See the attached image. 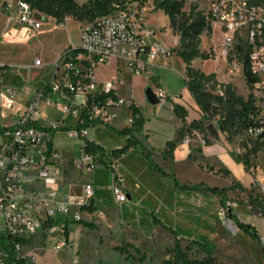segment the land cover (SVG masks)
I'll list each match as a JSON object with an SVG mask.
<instances>
[{
	"label": "built area",
	"instance_id": "2783aa9c",
	"mask_svg": "<svg viewBox=\"0 0 264 264\" xmlns=\"http://www.w3.org/2000/svg\"><path fill=\"white\" fill-rule=\"evenodd\" d=\"M117 7L111 14L82 23L79 46L70 47L60 57L61 73L36 90L17 120L0 131V233L8 238L0 244V264H45L37 252L39 247L33 244L41 242L43 249L54 252L66 250L75 236L72 225L82 222L85 212L105 216V210L92 203V183L84 185L81 196L61 189L68 160L66 151L55 143V133L68 126V135L83 142L94 121L108 122L113 118L114 106H140L134 97L117 95L121 78L105 81L98 92L99 66L117 58L126 61L130 70L139 75L146 71L150 58L173 54L165 43H145L144 38L151 36L153 30L138 8ZM0 10L7 15L9 24H21L31 32L41 29L44 19L53 18L25 0H0ZM206 15L205 32L212 37V51L225 59L221 73L229 69L231 75H242L245 80L244 98L251 105L242 117L245 125L241 132L253 142L237 145L234 150L244 159L249 155L248 170L255 173L251 164L257 151L249 150H264V4L252 0H210ZM70 18L66 15L59 21L54 19L64 27ZM75 49H79L78 54L66 60ZM35 64H41V59L36 58ZM225 84L218 88V93L224 94ZM23 90L27 92L29 88L25 86ZM153 90L160 98L159 104L169 97L162 87ZM18 94V88L5 87L0 81V111L3 107L14 108ZM103 94L107 95L105 100L100 97ZM42 104L47 106L45 111L58 110L73 116V121L66 125L63 118L56 117L50 124H43L39 118ZM86 122L89 125L78 127ZM133 122V116L129 117L128 124ZM214 124L220 132L217 122ZM202 143L207 144L205 138ZM83 144L74 158V168L80 172L100 164L97 155L85 151ZM113 193L118 204L128 200L119 175L114 178ZM232 207L230 202L220 205L218 212L236 231L238 227L228 215ZM261 240L263 243L262 236Z\"/></svg>",
	"mask_w": 264,
	"mask_h": 264
},
{
	"label": "crops",
	"instance_id": "0c3cea01",
	"mask_svg": "<svg viewBox=\"0 0 264 264\" xmlns=\"http://www.w3.org/2000/svg\"><path fill=\"white\" fill-rule=\"evenodd\" d=\"M141 11L153 33L161 28L157 26L156 20L159 15L165 13L164 10L146 7L141 8ZM81 25L82 23L73 17L68 20L64 27L58 26L54 18H47L44 19L41 29L31 32L26 26L21 24H9L7 15L0 10V81L3 82L5 87L13 86L18 88L19 94L17 97L20 95L25 96L24 105H26L36 90L44 87L53 77L61 73L62 60L60 57L70 47L79 46ZM164 28L168 29L172 34L173 40L171 42L159 35L156 39L153 36L145 37V43L161 42L171 48H176L179 44L180 36L170 26L169 17ZM174 54L177 55L176 53ZM174 54L167 58H150L147 61L145 76H142V74L136 75L130 70L122 69L121 59L117 58H113L109 64L101 65L97 68L98 92L102 91L105 81L118 77L122 79V82L117 85V95L127 98L134 97L140 102L138 108L143 119L141 129H136V125L128 124V118L133 116V108L125 105L113 107L114 116L110 119V125L118 129L133 126L136 129L134 135L152 151L154 160L163 166L167 172L174 174L181 183L192 185L205 182L209 184L207 181L208 177L212 175L221 177L220 174L222 172L231 182H249L251 178L248 179L239 175L236 162L230 156L231 147L226 140L219 139L220 141H225L230 152L222 149V146H216L213 142L214 138L210 135H208V138L212 141L207 144L202 143L204 133L192 123L200 121L204 113L185 83L186 63L178 55L175 58ZM29 57L30 61L27 62L26 59ZM36 58L41 59V64H35ZM198 59L202 60L201 57L195 58L192 62L194 67L201 69L207 74L214 73L218 79L221 78L226 82H230L231 73H221L225 66L224 58L218 57L215 59L216 67H212L211 71H206L203 64V66L196 65ZM163 61L166 63L163 64ZM27 63L31 66L36 65L47 72L48 75L41 86H37V84L31 86L29 82H25L26 78L18 75V72ZM104 71H110V78L99 75V73ZM15 76H18V78L12 79ZM180 78L179 91L175 92L177 87L174 84L179 83ZM150 85L164 88L169 94L167 100L161 104L151 105L147 101L145 94L141 96L138 91L141 87L146 90ZM25 86L29 88V91L23 90ZM175 104L181 106L179 112L180 114L184 112V119L176 112ZM124 106L129 109L127 117L124 121H116L115 112L122 110ZM1 113L2 111H0V116ZM16 120L17 117L14 118L12 123ZM0 124L8 125L9 123L0 122ZM91 130L97 133L98 139L95 137L91 138L89 135L88 138L105 147L107 153L105 158L112 160L117 174L123 178L124 190L128 194V200L121 204L116 202L113 193L115 172L103 164L96 166L94 170L98 173L99 171H107L110 174V179L103 181L97 175L94 177L93 182L86 181L84 185L88 182L93 184L94 195L92 203L95 207L105 210V216L85 212L83 222L72 225L75 231L72 246L64 251L75 255V257L77 256L78 258L77 260L75 258V262L79 263L81 261V264H111L104 257L107 250L113 249L114 253L120 255L122 264H128L125 254L117 250L116 247L123 245L124 237L129 241V237L134 232L145 237H152L159 229H164L162 225L154 222V211H156L155 215L163 224L176 230L178 237L184 240H198L216 252L221 246H228L233 235L245 234L249 240H254L242 229L238 228L234 232L226 224L225 218L218 212L221 202L220 196L206 191L177 188L174 179L163 176L158 172L146 158L140 147H131L121 156L113 157L112 151L124 146L130 137L129 134H118L102 123L92 127ZM104 142H107L108 145H105ZM82 143L78 145V148L75 146L76 144H57L59 148L66 151L68 164L70 157L77 155ZM170 148H172V151L168 153ZM243 166L248 172L244 163ZM72 172L73 175L68 177L69 180L65 186L60 184L61 189L74 196H81L84 185L80 186L79 182L83 178V172L78 171L76 173L74 167ZM227 185L224 184L223 187ZM148 199L151 204H149L147 209L149 214H151L153 225L155 224L156 227L154 231L146 234L138 225L134 224L137 221L139 222V211L141 207H145ZM153 206L155 210H153ZM115 210H117V215L116 221L113 223L110 217H114ZM239 218L241 219V217ZM129 226H132L130 236L127 237L126 233H124L123 237L110 244V237L114 238L113 236L118 235L117 229L121 228L124 230ZM104 227L109 228L110 234L104 233ZM38 244L37 252L40 259L45 264H52L43 260V252L47 251V249L42 248L43 244L41 242ZM134 245L137 246L136 244Z\"/></svg>",
	"mask_w": 264,
	"mask_h": 264
},
{
	"label": "rangeland",
	"instance_id": "374dc122",
	"mask_svg": "<svg viewBox=\"0 0 264 264\" xmlns=\"http://www.w3.org/2000/svg\"><path fill=\"white\" fill-rule=\"evenodd\" d=\"M77 1L85 2L87 0H77ZM209 3L210 0H188L185 5V9L189 10L191 4H197L198 9L207 10L209 8ZM153 6L154 5L152 1H147L141 4L140 0H127L120 7L138 8L141 11V8H146V7L154 8ZM156 21H157V26H160L161 28L155 31L151 36H153V38L156 39L157 36L160 35L163 36L164 39H166L168 42H171L173 40V36L170 33V31H168V29L164 28V26L167 24L168 16L165 13H162L161 15L158 16V19ZM200 47L201 50L205 51L206 54L208 53V55L207 57L202 58V60L198 59L196 61V65H200V66L204 65L206 71H211L212 67H216L215 59H217L218 57L212 51V37L210 36V34L206 33L205 31L201 34ZM172 49H173V54L176 53L174 51V48ZM174 57L177 58L178 56L174 54ZM26 61L29 62L30 57L27 58ZM164 63L166 62L163 61V64ZM121 65H122L121 66L122 69L130 70L126 61L121 60ZM225 71L226 73H230L229 69H226ZM145 74L146 72H143L142 76H145ZM18 75H20L23 78H26L25 82H29V85L31 86L33 84H37V86L38 85L41 86L42 82L46 79L48 74L44 69L39 68L36 65L31 66L30 64L27 63V65L18 72ZM99 75L106 78H110V71L101 72L99 73ZM210 75H212L213 78L206 84L207 89H211L213 87L221 88L226 83L223 79L221 78L218 79L217 77H215L214 73H211ZM17 78L18 76L12 77V79H17ZM180 83H181V78L179 79V83L177 82V84H174L175 87H177L175 92L179 91L178 85H180ZM226 84H230L232 88L237 92V94L243 97L247 96V88L245 86V80L242 75L239 76L231 75L230 82H227ZM138 91L141 96L145 94V88L143 87L138 89ZM24 100H25V96L23 97V95H20L19 97H17V104L14 108L7 109L3 107L1 110L2 113L0 116V122L1 123L8 122L9 124H11L14 118L18 117V114L21 111V109L25 106ZM45 108H47L46 104H42L41 106L42 113L40 114L39 118L43 124H50L55 120L56 117L63 118L66 125L71 124V122L73 121V116L71 115L62 114L58 110H52V108H48V110L45 111L44 110ZM128 112L129 109L126 108L125 106L123 107L122 110L115 112L116 121L119 120L124 121L128 115ZM218 118H219V114L212 116L209 119L208 123L207 121H201V122H196L194 125L195 127L199 128L201 132L204 133L202 138H205L207 143H210L212 141L208 138L209 132L207 129V125L209 123H216V122L219 125ZM108 123L110 124V121H108ZM67 127L68 126H65L64 129L55 133L54 140L56 145L76 144L75 146H77L78 148V145L81 144L82 139L74 140L73 138H71L68 135ZM219 133H220V138L226 140L231 147L232 152L230 153V156L236 162L235 164L239 175L251 179L249 182H244V183H241L239 181L231 182V180L227 179V176H225L224 172H222V174H220L221 177H218L217 175H212L207 178V181L210 185L213 186L218 185L219 187H223L224 184H228L226 187L224 186L225 188H227L225 190L226 197L223 201L220 202V205H224L229 202L233 203L234 204V207H232L233 213L236 214L238 217H241L243 221L250 223L257 228V230L260 232V235L263 238V245H264V150L258 148L256 152V159L254 163L251 164L253 167H255V173H252L246 167L248 170L247 172L245 167L243 166V162L238 158L239 155L236 153L234 148L237 145H242V144L247 145L248 142H253V140L247 138L245 134L241 131H237L232 136L231 140L227 138V136L223 131H220ZM89 137L91 138L95 137L98 139L97 133H94V131L92 130L90 131ZM213 142L216 146L219 147L222 146L221 147L222 149H226L229 151L228 145L225 143V141L223 142L220 141L219 139L214 138ZM104 144L108 145L107 142H104ZM74 158L75 157H70L69 159V164L67 165V168L65 170L64 177L61 179L62 186L63 185L65 186V184L69 180L68 177L73 175L72 169L74 167ZM75 172L77 173L78 169H75ZM97 175H99V178L103 181L110 179V174L107 171H99L98 173L93 168L92 170H85L83 172V178L81 182H79V185L83 186L86 181L93 182L94 177H96ZM149 204H151V201H149L148 199L145 207L144 206L143 208L141 207V210L139 211V222L137 221L136 224H134V225H138L142 229V231H144L146 234L154 231L156 227L155 224L153 225L151 214H149V211L147 209V207H149ZM254 205H256L260 209L261 212L259 214H257L252 209ZM153 210H155L154 206H153ZM116 212L117 210H115L114 212L113 215L114 217L112 216L110 217V220L113 223H115L116 221V215H117ZM154 212L156 214V211ZM124 230L121 228L117 229L118 235L113 236L114 238L110 237V244L113 243V241L118 240L120 237H123L124 233H126L125 235L127 237L130 236L132 232V226H129ZM103 231L104 233L110 234L108 227H104ZM124 238L125 239L122 242L123 244L126 245L127 242L128 243L133 242L131 244L133 245L136 244L138 248L141 250L140 253H138L134 250L132 246L126 245L128 247V250L131 252L133 256L128 260V264H166L165 260L170 258L172 254L170 252V249L173 248L175 245V236H173V234L166 229H159L158 232H156L152 237H145L137 232H134L132 236L129 237L128 239L129 241L126 240V237ZM33 245H39V244H33ZM181 245L184 249L186 248L187 245L191 246V249H189L188 251V254L191 258L202 259L206 256L205 251L198 244L191 243L189 240H182ZM65 252L66 251L62 250L60 252L51 253L50 251L47 250L43 252L44 254L43 260L49 261L52 264H81V261L79 263L75 262V255ZM214 253L217 258V261L222 264H264V255H263L262 246L258 243L257 240H253V241L249 240L245 234L233 235L231 242L229 243L228 246L223 245L220 248H218L217 252L214 251ZM143 254H146V258L141 261L140 257ZM104 258L111 264H122V259L120 255L118 253H114L113 249L107 250Z\"/></svg>",
	"mask_w": 264,
	"mask_h": 264
},
{
	"label": "trees",
	"instance_id": "16d2710c",
	"mask_svg": "<svg viewBox=\"0 0 264 264\" xmlns=\"http://www.w3.org/2000/svg\"><path fill=\"white\" fill-rule=\"evenodd\" d=\"M31 4L35 9L40 10L48 16H51L58 21L63 19L64 16L69 15L74 19L79 20L81 23L92 21L98 17H102L108 14L113 13L118 9L117 5L124 4L127 0H87L85 2H79L77 0H25ZM141 4L152 1L155 9L164 10L165 14L168 15L170 20V26L175 31L176 34L180 36L179 44L174 51L178 56H180L183 61L186 63V78L185 83L194 96L198 106L203 111L204 115L200 121H194L192 125H195L196 122L207 121L209 119L219 114L218 122L221 131L226 133L227 138L231 140L232 136L237 132L241 131L244 128V123L241 122L242 117L245 115L246 110L251 105L250 100H245V98L232 88L230 84H226L224 89V94L217 92L218 88L213 87L207 89L206 84L213 78L212 75L205 73L199 68H196L192 65V62L195 58L207 57L205 51L201 50V34L205 31L208 26V19L206 15V10L198 9L197 4H191L190 9H185V5L188 0H140ZM257 3H264V0H252ZM79 49H75L71 52V55L66 58L69 60L72 56L78 54ZM101 99L105 100L107 95L103 94L100 96ZM116 98L115 95H113ZM181 106L175 104V110L184 119V112L180 114ZM133 126L136 125V129H141L143 125V119L139 112L138 107L133 108ZM104 124L108 128L114 130L118 134H129L130 137L127 143L112 151L113 157L117 158L124 154L131 147H140L145 154L146 158L153 165V167L160 172L163 176L172 177L177 188L183 190H198L206 191L213 194H216L221 197L220 201H223L226 197L225 187L211 186L205 182H200L198 184H185L181 183L174 174H170L165 170V168L159 165L153 157L152 151L146 147V145L140 141L135 135L134 132L136 129L133 126H127L121 129H118L104 120H96L92 123V126L98 124ZM89 122L85 124H80L78 127L87 126ZM10 126H5L0 124V131H4ZM64 129V128H63ZM83 149L91 154H96L98 162L112 169L115 172V177H117V172L113 166L111 159H106V149L105 147L97 143L96 141L85 137L83 139ZM172 151V148L168 150V153ZM256 152L257 149L253 148L249 150L250 152ZM249 155L247 154V159H244L240 156L238 158L245 164L248 168L250 165ZM229 217H231L238 228L242 229L247 233L252 239L257 240L258 243L262 246L263 255H264V245L261 240V235L256 229V227L250 223H247L241 220L236 214L232 212V209L228 212ZM154 222L156 224L162 225V227L170 231L175 236V245L170 249L171 257L165 260L166 264H222L217 261L214 251L208 247L205 243L198 240H189L191 243L198 244L206 253V256L202 259L191 258L188 254L190 245H187L184 249L181 245V241L184 240L181 237L177 236V232L170 226H167L162 223V221L154 214ZM83 222V221H82ZM8 241V238L0 233V244H5ZM127 246H132L134 250L140 253V249L131 244L126 243ZM125 244L117 246L116 249L125 254L127 260L132 256L131 252L128 250V247ZM146 254H143L140 257V260H144Z\"/></svg>",
	"mask_w": 264,
	"mask_h": 264
},
{
	"label": "water",
	"instance_id": "95a60500",
	"mask_svg": "<svg viewBox=\"0 0 264 264\" xmlns=\"http://www.w3.org/2000/svg\"><path fill=\"white\" fill-rule=\"evenodd\" d=\"M145 96H146V99L147 101L152 104V105H157L160 103V98L156 95V93L154 92L153 90V86H148L145 90ZM207 129H208V132L210 134V136L212 138H216V139H220V133H219V130L218 128L216 127V125L214 123H209L207 125ZM252 209L257 213L259 214L261 211L260 209L254 205L252 207Z\"/></svg>",
	"mask_w": 264,
	"mask_h": 264
}]
</instances>
